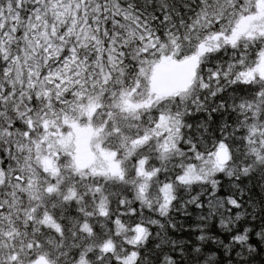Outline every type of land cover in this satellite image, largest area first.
Returning a JSON list of instances; mask_svg holds the SVG:
<instances>
[{"label": "snow or ice", "instance_id": "obj_1", "mask_svg": "<svg viewBox=\"0 0 264 264\" xmlns=\"http://www.w3.org/2000/svg\"><path fill=\"white\" fill-rule=\"evenodd\" d=\"M0 264H264V0H0Z\"/></svg>", "mask_w": 264, "mask_h": 264}]
</instances>
